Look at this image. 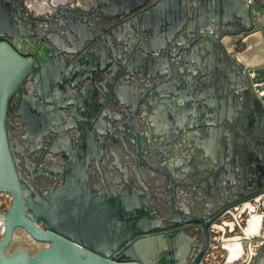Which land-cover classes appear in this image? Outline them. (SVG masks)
I'll list each match as a JSON object with an SVG mask.
<instances>
[{
  "label": "flooded vegetation",
  "instance_id": "1",
  "mask_svg": "<svg viewBox=\"0 0 264 264\" xmlns=\"http://www.w3.org/2000/svg\"><path fill=\"white\" fill-rule=\"evenodd\" d=\"M17 1L25 17L5 10L0 36L27 37L15 51L31 60L4 121L25 201L48 203L60 189L114 200L133 187L166 231L192 239L187 264L205 242L201 264H264V43L251 37L264 33V0ZM233 2L257 23L244 38L223 35ZM82 38L96 44L85 63ZM224 49L245 52L249 66ZM210 161L216 174L232 171L229 187L210 193L202 175L194 178ZM13 204L0 192V240ZM21 245L34 254L47 243L19 227L8 251Z\"/></svg>",
  "mask_w": 264,
  "mask_h": 264
},
{
  "label": "water",
  "instance_id": "2",
  "mask_svg": "<svg viewBox=\"0 0 264 264\" xmlns=\"http://www.w3.org/2000/svg\"><path fill=\"white\" fill-rule=\"evenodd\" d=\"M149 8L145 9L146 14L152 12ZM5 10L8 17L17 15V12L25 17L24 4L20 1L0 0V20L5 16ZM227 13L224 36L239 35L244 38L245 33L257 28V23L252 18L246 20L243 17L236 3L231 4ZM227 13L225 12V15ZM246 21L249 26H236ZM3 28L0 24V30ZM25 39L27 37L19 35L12 42L0 36V192L14 195V204L5 215V235L0 240V264H187L192 239L182 230L166 231L167 227L163 226L166 219L162 213L148 197L141 206V191L133 187L114 200L72 196L68 194V190L60 189L48 203L37 205L30 198L25 201L4 126L7 100L31 63V60L25 59L15 51L26 42ZM79 45L81 50L77 60L82 63L91 61L90 53L96 44L82 38ZM223 53L230 61L248 65L243 59L245 52L232 56L224 49ZM61 60L57 57L54 62ZM215 61L217 56H211L209 62ZM231 110L227 108L226 114ZM209 117L213 119L216 115L211 114ZM260 119L259 116V123ZM216 138V134H211L207 140L212 157L218 150ZM215 163L218 161L208 163L206 173L204 170L194 171V178L198 180L202 175L205 180L204 187L210 193L230 183L231 176H234L231 170L226 174H216ZM259 182L264 183V175ZM71 189L73 190L74 186ZM235 189L232 188L233 191ZM207 203L212 206L215 200L210 199ZM27 211L30 213L29 217L25 215ZM31 218L36 222L43 221L46 229L38 227ZM175 226L180 224L177 222ZM19 227L24 228L36 240L47 243V246L34 254H31L25 245L9 252L8 246L15 229ZM206 247L205 242L193 264L202 263ZM164 252L167 254L164 255ZM114 253L122 256L116 259Z\"/></svg>",
  "mask_w": 264,
  "mask_h": 264
},
{
  "label": "crops",
  "instance_id": "3",
  "mask_svg": "<svg viewBox=\"0 0 264 264\" xmlns=\"http://www.w3.org/2000/svg\"><path fill=\"white\" fill-rule=\"evenodd\" d=\"M251 37H253L255 39V41H257V42L263 41V43H264V33H263L262 30L252 33ZM253 54L256 55V54H259V53L256 51V52H253Z\"/></svg>",
  "mask_w": 264,
  "mask_h": 264
}]
</instances>
